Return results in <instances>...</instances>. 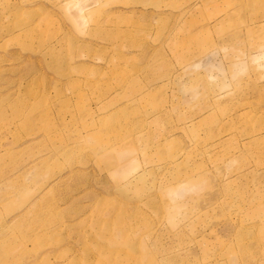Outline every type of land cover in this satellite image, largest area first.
Masks as SVG:
<instances>
[{
  "label": "rangeland",
  "instance_id": "1",
  "mask_svg": "<svg viewBox=\"0 0 264 264\" xmlns=\"http://www.w3.org/2000/svg\"><path fill=\"white\" fill-rule=\"evenodd\" d=\"M129 258L264 264V0H0V264Z\"/></svg>",
  "mask_w": 264,
  "mask_h": 264
},
{
  "label": "bare ground",
  "instance_id": "2",
  "mask_svg": "<svg viewBox=\"0 0 264 264\" xmlns=\"http://www.w3.org/2000/svg\"><path fill=\"white\" fill-rule=\"evenodd\" d=\"M114 243V242H113ZM131 258V257H130ZM127 259L126 261L130 264V263H132V261H131V259ZM111 260H112V258H110L109 259V262L111 263ZM95 264H106L103 260H101V262H100V260L99 261H97Z\"/></svg>",
  "mask_w": 264,
  "mask_h": 264
}]
</instances>
